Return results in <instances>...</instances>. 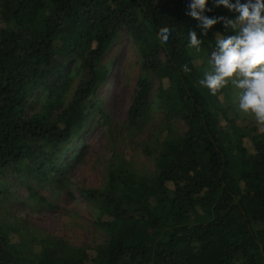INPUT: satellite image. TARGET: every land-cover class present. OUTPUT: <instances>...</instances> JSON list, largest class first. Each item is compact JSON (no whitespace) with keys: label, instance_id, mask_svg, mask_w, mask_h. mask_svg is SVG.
<instances>
[{"label":"trees","instance_id":"obj_1","mask_svg":"<svg viewBox=\"0 0 264 264\" xmlns=\"http://www.w3.org/2000/svg\"><path fill=\"white\" fill-rule=\"evenodd\" d=\"M188 2L0 0V195L10 173L60 181L61 146L98 108L93 91L109 70L100 63L120 30L137 45L143 71L129 123H138L154 101L166 125H186L163 141L154 175L116 163L102 189H80L100 209L95 222L108 234L95 252L79 248L62 256L57 244L33 258L14 249L2 225L0 264H264V127L221 123L219 92L213 96L199 84L202 67L195 63L200 56L208 62L215 40H201L200 52L188 46L191 31L202 36L186 14ZM209 7L206 15L232 19L222 6ZM211 30L233 34L222 22ZM73 59L85 79L69 103L54 116L48 110L27 116L38 89L48 92L46 107H53ZM149 74L159 82L154 97Z\"/></svg>","mask_w":264,"mask_h":264},{"label":"rangeland","instance_id":"obj_2","mask_svg":"<svg viewBox=\"0 0 264 264\" xmlns=\"http://www.w3.org/2000/svg\"><path fill=\"white\" fill-rule=\"evenodd\" d=\"M225 10L232 19L235 18V13ZM3 26L0 19V28ZM216 33L209 30L204 38L202 35L199 39L209 43L215 40ZM214 49L210 45L206 50L207 58ZM204 60L205 56H200L195 61L202 67L203 76L210 70ZM100 66L109 67V70L93 91V102L98 108L84 129L61 146L59 165L64 175L59 177L60 181L25 173H10L4 179L7 192L0 195V226L5 225L8 229L11 244L20 254L40 258L49 248L55 249L57 244L64 249L62 256L79 248L95 252L105 244L108 234L95 222L100 209L86 200L80 189H102L107 169L116 163L127 164L138 175H154V157L163 141L186 130L181 120L166 125L163 112L154 101L138 123H129L130 106L143 71L137 45L125 30L119 31ZM68 68L70 81L61 90V95L53 98L57 100L53 107H46L48 92L38 89L32 104L26 107L27 116L47 110L54 116L69 103L85 74L77 59L70 61ZM148 78L153 84L154 97L159 82L151 74ZM236 91L229 85L218 93L220 108L217 114L221 123L228 125L231 120L244 129L259 128L253 118L238 112ZM2 181L0 178V183ZM40 196L44 201L39 199Z\"/></svg>","mask_w":264,"mask_h":264},{"label":"clouds","instance_id":"obj_3","mask_svg":"<svg viewBox=\"0 0 264 264\" xmlns=\"http://www.w3.org/2000/svg\"><path fill=\"white\" fill-rule=\"evenodd\" d=\"M209 3L235 13V18L206 15L212 11ZM187 9L186 14L198 22L201 35L206 36L221 22L233 33H216L215 49L208 58L210 70L199 84L213 96L231 85L237 90L238 112L264 127V0H189ZM168 38V29H162L161 39L167 42ZM201 44L197 32L191 31L188 46L200 52ZM182 70L190 71L187 65Z\"/></svg>","mask_w":264,"mask_h":264}]
</instances>
